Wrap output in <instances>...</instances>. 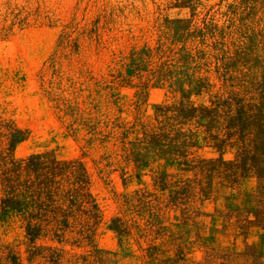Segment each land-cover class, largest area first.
<instances>
[{
	"label": "rangeland",
	"instance_id": "rangeland-1",
	"mask_svg": "<svg viewBox=\"0 0 264 264\" xmlns=\"http://www.w3.org/2000/svg\"><path fill=\"white\" fill-rule=\"evenodd\" d=\"M0 264H264V0H0Z\"/></svg>",
	"mask_w": 264,
	"mask_h": 264
}]
</instances>
